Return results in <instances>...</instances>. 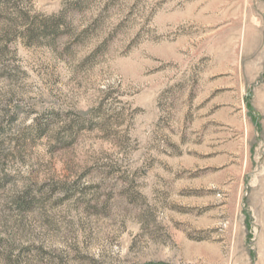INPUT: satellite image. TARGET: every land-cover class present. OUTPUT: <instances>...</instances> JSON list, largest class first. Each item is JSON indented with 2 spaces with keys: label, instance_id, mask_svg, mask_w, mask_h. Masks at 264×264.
I'll return each instance as SVG.
<instances>
[{
  "label": "rangeland",
  "instance_id": "rangeland-1",
  "mask_svg": "<svg viewBox=\"0 0 264 264\" xmlns=\"http://www.w3.org/2000/svg\"><path fill=\"white\" fill-rule=\"evenodd\" d=\"M0 264H264V0H0Z\"/></svg>",
  "mask_w": 264,
  "mask_h": 264
}]
</instances>
